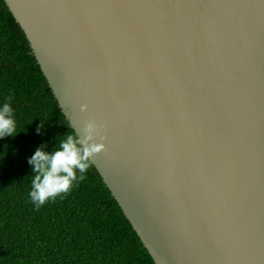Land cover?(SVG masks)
<instances>
[{
  "label": "water",
  "instance_id": "water-1",
  "mask_svg": "<svg viewBox=\"0 0 264 264\" xmlns=\"http://www.w3.org/2000/svg\"><path fill=\"white\" fill-rule=\"evenodd\" d=\"M4 2L154 264H264V0Z\"/></svg>",
  "mask_w": 264,
  "mask_h": 264
},
{
  "label": "trees",
  "instance_id": "trees-1",
  "mask_svg": "<svg viewBox=\"0 0 264 264\" xmlns=\"http://www.w3.org/2000/svg\"><path fill=\"white\" fill-rule=\"evenodd\" d=\"M15 130L0 137V264H154L90 163L84 179L38 208L28 159L76 137L58 107L26 35L0 0V107ZM79 175V174H78Z\"/></svg>",
  "mask_w": 264,
  "mask_h": 264
},
{
  "label": "clouds",
  "instance_id": "clouds-1",
  "mask_svg": "<svg viewBox=\"0 0 264 264\" xmlns=\"http://www.w3.org/2000/svg\"><path fill=\"white\" fill-rule=\"evenodd\" d=\"M86 107L81 105V111ZM15 126L13 109L4 103L0 107V137L12 135ZM81 131L78 138L67 135L58 150L46 152L38 147L28 159L35 173L29 195L37 208L69 192L75 182L85 178L91 157L105 150V145L95 140L97 125L93 121L86 122Z\"/></svg>",
  "mask_w": 264,
  "mask_h": 264
}]
</instances>
